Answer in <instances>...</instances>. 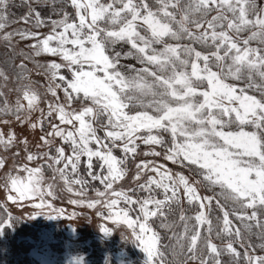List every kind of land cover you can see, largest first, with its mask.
Instances as JSON below:
<instances>
[{
    "label": "snow or ice",
    "instance_id": "obj_1",
    "mask_svg": "<svg viewBox=\"0 0 264 264\" xmlns=\"http://www.w3.org/2000/svg\"><path fill=\"white\" fill-rule=\"evenodd\" d=\"M24 2L29 12L22 21L33 29L45 27L39 12L32 16L31 0ZM51 2L71 7L74 17L61 8L60 18L50 20L47 35L21 29L0 39H32L35 42L29 47L34 56L47 54L61 61L41 66L50 75L47 92L56 101L48 104L47 117L56 114L59 121L56 124L49 119L51 131L47 137H59L70 154L61 146L55 149V156L50 151L44 155L51 161L49 168L57 166L53 171L60 175L67 191L73 192L72 185H81L76 194L83 195V186L88 183L80 175L83 165L87 176L105 189L97 196L108 197L89 201L87 207L100 204L108 210L109 219L131 229L134 242L146 254V264H222L220 257L225 251L232 256V264H241L234 243L264 250V243H245L252 235L264 241V10L258 9L257 0ZM11 5L12 0H0V31L7 27ZM184 40L189 43H179ZM253 41L257 47L251 46ZM118 45L130 48L119 52ZM129 57L143 67L120 63ZM124 68L127 71H122ZM0 76H4L2 71ZM59 91L64 94L63 101ZM23 100L27 101V111L32 112L39 108L41 97L25 88ZM24 108L17 99L14 110L3 111H14L20 120ZM47 137L40 139L51 147ZM13 139V135L5 138L0 133V145L8 147ZM141 145L149 146L144 156H162L201 179L190 182V177L173 174L163 164L141 160L135 164V187L115 190L114 184L128 175L129 161L140 154ZM42 158L39 154L27 155L28 161ZM61 164L63 167H59ZM3 166L0 160V168ZM42 167L24 166L20 169L27 173L24 178L9 175L16 197L8 199L39 198L41 202L35 208H51L45 205L44 197L53 195L52 185L47 192L42 187ZM149 172L155 175L139 182ZM197 184L220 191L202 197ZM137 192L146 195L133 198L129 194ZM182 198L189 209L183 210L178 220H170L173 205L179 206ZM214 199L222 213L215 224L211 219ZM121 202L126 207L119 208ZM70 203L82 205L84 201L72 199ZM134 211L133 218L130 213ZM187 211L194 215H187ZM232 216L240 227H233ZM11 220L9 216L0 221V230L6 224L10 226ZM156 220L160 228L171 232L168 244L162 245L161 235L154 228ZM254 228L259 231L254 232ZM100 230L110 234L103 225ZM213 237L227 238L226 248L217 247ZM162 247L168 249L170 260ZM243 261L264 264V255L245 252Z\"/></svg>",
    "mask_w": 264,
    "mask_h": 264
},
{
    "label": "rangeland",
    "instance_id": "obj_2",
    "mask_svg": "<svg viewBox=\"0 0 264 264\" xmlns=\"http://www.w3.org/2000/svg\"><path fill=\"white\" fill-rule=\"evenodd\" d=\"M51 6V0L48 3H36V0H31V8L34 9L32 16L34 17L35 13L39 12L46 21L45 27L33 29L30 24H25L21 19V17L28 14L29 5L24 0H12V5L8 10V24L4 30L0 31V37L8 32H17L21 29L35 31L41 36L47 35L51 29L50 20L59 19L62 15V13L52 14ZM257 6L258 9L264 10V0H257ZM69 13L74 17V9H70ZM244 35L246 36L247 33ZM34 42L32 39L22 41L18 36H14L11 41L7 42L0 39V71L4 73V76H0V133L5 138L8 135L14 136L10 146L0 145V160L4 161V166L0 168V204H2V207L8 208L12 215H19L23 221L26 220L29 227L18 229L15 226L9 228L7 232L12 234L11 238L15 236L16 241L27 242L31 246L26 252H13L9 246L8 238L3 237V231L0 230V264H77V262L79 264H103L104 262L109 263L113 259L117 264H146V254L141 250L138 243L134 242L131 229L123 223H114L113 220L109 219L108 210L102 205L98 204L93 208L87 207L89 201L97 199L103 201L107 200L108 197L97 196L98 191H105V189L99 181H92L87 176V169L83 165L80 168V175L88 181L83 186V195L76 194L81 191V185H72L73 192H68L60 175L53 171V168L57 166L48 167L51 161L47 159L45 153L50 151L51 155L55 156V149L63 146L66 154H70L68 145H64L59 137L55 139L47 137V133L51 131L49 119L56 124H59V121L55 118L56 114H53L51 118L47 117L48 104L56 101L47 92L50 75L41 66L46 67L50 62L61 61L59 57H50L47 54H42L39 57L34 56L29 47ZM169 42L177 43L176 41ZM179 43L188 44L189 41L184 40ZM251 46L257 47L258 44L253 41ZM195 47L197 50H202L199 45H195ZM129 48V45H118L116 51L127 52ZM26 56L31 58H26ZM120 63L122 65H132L137 69L143 67L131 57L122 58ZM21 65H23V68ZM122 71H127V69L124 68ZM64 72L67 74L66 70ZM232 83L237 82L232 81ZM25 88L35 90L41 97L39 108L32 112L27 111V101L23 100V90ZM59 95L61 101H63V92L59 91ZM17 99L25 106L20 113V120L17 119L14 111H3L4 109L14 110ZM41 121H43V130L41 129ZM33 124L36 127H32ZM61 127L65 126L61 125ZM68 127L70 128V126ZM100 134L103 135V133ZM164 135L166 139L170 140L168 134ZM42 136L49 139L51 147L44 144L40 139ZM148 148L149 146L141 145L140 154L134 161H129L128 175L124 180L114 184L115 190L126 191L135 187L137 183L133 180L136 174L135 164L141 160H152L157 164H163L173 174L179 172L186 177H190V182L201 179L199 176L190 173L188 168H182L179 164H172L170 161L164 160L162 156H144L143 153L148 151ZM156 150L160 149L157 147ZM29 153L39 154L43 158L39 161H28L27 155ZM115 154L117 156L121 155L119 150H116ZM24 166L29 168L43 166L41 185L46 192L48 185H52L51 191L53 192L52 196L45 195L44 203L45 205L50 204L51 208L47 206L43 209L35 208L34 205L41 202L39 198L16 200L15 202L8 199L9 196L16 197V193L12 191L10 181L7 178L9 175L19 176L20 178L26 177L27 173L20 170ZM59 167H63V165L61 164ZM148 175L154 176L155 173L149 172L143 175L139 182L146 181ZM196 186L202 197L213 196L199 184ZM129 194L133 198H143L146 195L143 192ZM158 198L162 199L163 197L158 196ZM72 199L83 200L84 203L73 205L70 203ZM181 200L184 201L183 198ZM124 207L126 206L121 202L119 208ZM53 209L61 211L57 213ZM48 215L57 218H47ZM130 215L134 218L136 212L134 211ZM33 216L34 218H30ZM231 220L233 227H238L234 219ZM101 225L109 228L110 234L105 235L100 230ZM96 232L98 236L95 235ZM91 238H101L105 243L104 246L98 248L94 243H91ZM58 240L62 241L60 242L61 249L55 251L50 244ZM228 242L227 239V241H218L214 244L221 249H225ZM235 244L233 247L237 251ZM251 255H264V253H253Z\"/></svg>",
    "mask_w": 264,
    "mask_h": 264
},
{
    "label": "trees",
    "instance_id": "obj_3",
    "mask_svg": "<svg viewBox=\"0 0 264 264\" xmlns=\"http://www.w3.org/2000/svg\"><path fill=\"white\" fill-rule=\"evenodd\" d=\"M61 8H64L66 11H70V9H72L71 7H66L64 5H62L61 3H55L53 4L52 3V6L50 7V10H51V13L52 14H58L60 13V9ZM14 12V11H13ZM72 12V10H71ZM249 94H254V95H259L258 93H252L250 92ZM204 188V187H203ZM204 190L206 192H208L209 194L213 195L214 192H219V188H216L214 189L213 191H209L207 188H204ZM198 207V206H197ZM212 207L215 209L214 213L211 215V219L213 220V224L216 223V217L217 216H220L222 218V213L219 211L218 208H216V201L213 200V203H212ZM0 209H3L2 206H0ZM189 209V205L187 203L186 200L182 201L181 200V203L179 204V206L177 205H173V213L170 215L169 219H175V220H178L181 212L183 210H188ZM251 210H249V213H250ZM187 215H194V212L193 211H187L186 212ZM230 219H234V222L237 224L238 227H240V222L238 220H236V218L234 216L230 217ZM262 222H264V217H262ZM14 224L18 227V228H25L27 225V223L23 222L21 218L19 217H15L14 219ZM206 227V226H205ZM154 228H156V230H158V232L160 233L161 235V238H162V242H163V245L164 244H168L169 243V237L171 236V232H166L164 229L160 228L159 227V220H156L154 222ZM177 232L181 231V228H177L176 229ZM254 232H258L259 230L258 229H253ZM206 234V233H205ZM95 235H97V232L95 233ZM98 236V235H97ZM218 241H227V238L223 239V240H220V239H215L213 237V243H216ZM91 243H94L98 248L99 247H103L105 243H103V240L100 238V239H97V238H94L91 240ZM246 244H252V245H259L261 243H264V241H262L257 235H252L251 238L249 240H246L245 242ZM235 244V243H234ZM10 245L13 249L15 248H21L23 249V251H26L28 250L31 246L29 245V243H23V242H16L15 240V237L13 238H10ZM235 247L237 248V252H239L241 254V264H244V261H243V256H244V253L247 252L248 254H253V253H264V250H261L259 247H242L240 245V243H236L235 244ZM162 251L165 252V258L166 259H171V256L168 254V249L166 248H163L162 247ZM220 259L222 260V264H232V256L230 254H228L226 251L222 254V256L220 257ZM104 264H113L112 263H104Z\"/></svg>",
    "mask_w": 264,
    "mask_h": 264
},
{
    "label": "bare ground",
    "instance_id": "obj_4",
    "mask_svg": "<svg viewBox=\"0 0 264 264\" xmlns=\"http://www.w3.org/2000/svg\"><path fill=\"white\" fill-rule=\"evenodd\" d=\"M238 83V82H237ZM0 206H2V204H0ZM9 216H11L12 217V220H11V225L10 226H8L7 224H6V226L2 229V235H3V237L5 236L6 238H8V240H9V246L11 247V245H10V238H11V233L9 232H7V231H9V228H11V227H15L16 225L14 224V219H15V217H19L20 218V216L19 215H12V213H10V211L8 210V208H4L3 207V209H0V221H3V220H6L7 219V217H9ZM23 221V220H22ZM24 223L26 222V220H24L23 221ZM28 225V224H27ZM17 227V226H16ZM26 227H29V225L28 226H26ZM25 227V228H26ZM18 228V227H17ZM24 228V229H25ZM18 229H21V228H18ZM15 237V236H14ZM91 239H94V238H91ZM91 241V240H90ZM16 242H18V241H16ZM20 242V241H19ZM60 242H62L61 240L59 241H57V242H52L50 245L54 248V250L55 251H59L60 249H61V245H60ZM11 249H12V251L13 252H26V251H23V249H21V248H15V249H13L12 247H11ZM96 262H97V260H96ZM113 262V264H117V263H115V261H114V259L113 260H111V261H109V263H112ZM98 263V262H97ZM105 263V262H104ZM103 263V264H104Z\"/></svg>",
    "mask_w": 264,
    "mask_h": 264
}]
</instances>
